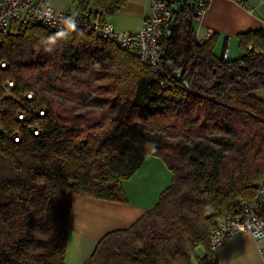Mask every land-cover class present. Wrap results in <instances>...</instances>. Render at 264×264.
I'll return each mask as SVG.
<instances>
[{"label":"trees","instance_id":"16d2710c","mask_svg":"<svg viewBox=\"0 0 264 264\" xmlns=\"http://www.w3.org/2000/svg\"><path fill=\"white\" fill-rule=\"evenodd\" d=\"M72 1L105 17L127 2ZM197 1H167L173 26L159 72L79 29L13 23L0 36V81H14V98L0 99V264H65L73 197L125 202L122 181L149 155L171 171L170 185L129 227L104 234L84 264H218L209 229L264 180V99L255 95L264 90V29L237 34L243 54L224 59L215 32L196 37ZM30 90L28 104L45 108L38 135L15 117ZM44 90L93 91L92 101L115 113L110 128L87 133L79 114L52 106ZM165 129L187 139H169ZM183 238L202 253L193 258Z\"/></svg>","mask_w":264,"mask_h":264},{"label":"crops","instance_id":"0c3cea01","mask_svg":"<svg viewBox=\"0 0 264 264\" xmlns=\"http://www.w3.org/2000/svg\"><path fill=\"white\" fill-rule=\"evenodd\" d=\"M71 2L49 0L56 10L66 9ZM151 14V0H127L117 12L105 18L117 29L136 31L142 19ZM193 27L199 41L211 36L209 30L215 32L218 36L216 55L220 56L228 45L229 57L238 58L243 52L238 46L237 34L264 29V0H211L203 16L193 20ZM255 95L264 99V90L256 91ZM170 183L171 171L160 158L149 155L129 179L122 181L125 202L75 195L65 264H84L104 234L129 227L156 204L160 193ZM261 246H264V239L257 240L248 232H242L216 246L213 251L218 264H264ZM195 250H198L199 255L202 253L199 247Z\"/></svg>","mask_w":264,"mask_h":264},{"label":"built area","instance_id":"2783aa9c","mask_svg":"<svg viewBox=\"0 0 264 264\" xmlns=\"http://www.w3.org/2000/svg\"><path fill=\"white\" fill-rule=\"evenodd\" d=\"M210 1H197L192 13L193 20H199L203 16ZM151 9L152 14L142 19L138 30L124 31L107 20L102 11L81 10L74 2L64 10H56L49 0H0V36L5 37L11 32L13 23L39 25L56 32L67 28L79 29L112 41L120 48L132 52L152 72H159L163 54L162 39L173 26V16L167 0H151ZM209 33L212 34L213 31L209 30ZM228 55L227 45L223 50L224 59ZM0 66L4 68L6 62L1 60ZM13 87V80L0 81V99L14 98L11 90ZM24 99L29 102H21L23 106L15 113V117L26 123L32 134L38 135V117L45 114V108L28 104L34 99V92L31 90L25 93ZM3 111L0 106V114ZM12 137L14 141H18L21 135L15 132ZM242 232H248L257 240L264 239V180L258 183L256 194L250 202L235 201L232 210L209 229L208 240L215 248ZM261 250L264 251V246H261Z\"/></svg>","mask_w":264,"mask_h":264},{"label":"rangeland","instance_id":"374dc122","mask_svg":"<svg viewBox=\"0 0 264 264\" xmlns=\"http://www.w3.org/2000/svg\"><path fill=\"white\" fill-rule=\"evenodd\" d=\"M62 1V0H61ZM69 1V0H68ZM57 75L54 72L50 73L49 82ZM80 80L89 83L88 78H80ZM93 91H80L68 96H58L55 93H51L48 90H44L45 96L50 100L52 106L59 104L66 105V107H71L73 114H79L78 121L83 125V128L87 133L93 132L96 134H104L110 128L112 124V118H114L115 113L111 111L106 106L98 105L92 101ZM165 136L169 139L175 140L177 142H183L187 139L186 135L179 134L178 131L165 129ZM180 243L189 249L193 258L198 254V250L193 249L188 246L186 239H180Z\"/></svg>","mask_w":264,"mask_h":264},{"label":"clouds","instance_id":"9594fccd","mask_svg":"<svg viewBox=\"0 0 264 264\" xmlns=\"http://www.w3.org/2000/svg\"><path fill=\"white\" fill-rule=\"evenodd\" d=\"M60 35H64V33H60ZM49 40H50L51 43H53V44L55 43V39L54 38H49ZM46 50L47 51H51L52 49L51 48H47Z\"/></svg>","mask_w":264,"mask_h":264}]
</instances>
